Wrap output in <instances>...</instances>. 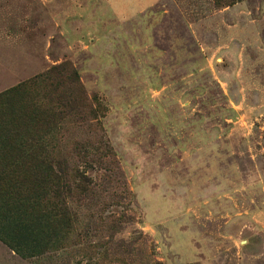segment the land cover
Wrapping results in <instances>:
<instances>
[{
  "label": "rangeland",
  "instance_id": "rangeland-1",
  "mask_svg": "<svg viewBox=\"0 0 264 264\" xmlns=\"http://www.w3.org/2000/svg\"><path fill=\"white\" fill-rule=\"evenodd\" d=\"M49 71L0 111V264H264V0H0V94Z\"/></svg>",
  "mask_w": 264,
  "mask_h": 264
},
{
  "label": "trees",
  "instance_id": "trees-1",
  "mask_svg": "<svg viewBox=\"0 0 264 264\" xmlns=\"http://www.w3.org/2000/svg\"><path fill=\"white\" fill-rule=\"evenodd\" d=\"M69 72L72 80L70 81L71 84H78L79 76L75 71H49L43 75L37 76L34 80L28 83L20 84L17 87L11 88L3 93L0 94V111L2 109H7L12 101L19 96L21 93H26L30 91L33 87H37L40 84L50 83V86L55 90L58 91L60 88V84L55 82L56 79L60 78L65 73ZM58 99L61 100L65 98L66 100H72V94L68 92H62L58 94Z\"/></svg>",
  "mask_w": 264,
  "mask_h": 264
}]
</instances>
